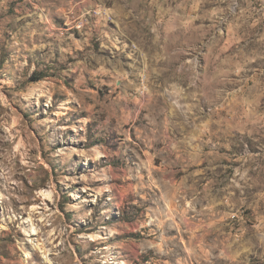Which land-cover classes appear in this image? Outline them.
Wrapping results in <instances>:
<instances>
[{"label":"rangeland","instance_id":"obj_1","mask_svg":"<svg viewBox=\"0 0 264 264\" xmlns=\"http://www.w3.org/2000/svg\"><path fill=\"white\" fill-rule=\"evenodd\" d=\"M0 264H264V0H0Z\"/></svg>","mask_w":264,"mask_h":264},{"label":"trees","instance_id":"obj_2","mask_svg":"<svg viewBox=\"0 0 264 264\" xmlns=\"http://www.w3.org/2000/svg\"><path fill=\"white\" fill-rule=\"evenodd\" d=\"M42 77H45V76H42ZM42 77H41V78H42ZM41 78H40V79H41ZM40 79H39V80H40Z\"/></svg>","mask_w":264,"mask_h":264}]
</instances>
